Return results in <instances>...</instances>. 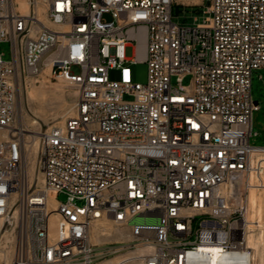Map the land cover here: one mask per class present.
<instances>
[{
    "label": "built area",
    "instance_id": "built-area-1",
    "mask_svg": "<svg viewBox=\"0 0 264 264\" xmlns=\"http://www.w3.org/2000/svg\"><path fill=\"white\" fill-rule=\"evenodd\" d=\"M175 6L203 7V19L181 24ZM3 42L0 264H101L139 245L119 264H253L246 215L250 188L264 187V145L251 141L264 0H0ZM138 61L148 63L144 84L133 78ZM47 66L76 98L41 132L32 174L18 88ZM97 227L101 238L131 239L101 253Z\"/></svg>",
    "mask_w": 264,
    "mask_h": 264
},
{
    "label": "rangeland",
    "instance_id": "rangeland-1",
    "mask_svg": "<svg viewBox=\"0 0 264 264\" xmlns=\"http://www.w3.org/2000/svg\"><path fill=\"white\" fill-rule=\"evenodd\" d=\"M206 4H208V1H206ZM185 9L187 15H184L182 7H174L173 12L175 19L179 23L186 25L194 24V16L196 14L199 15L200 21L203 19V7H188ZM198 10H200V12ZM0 51L4 53V57L6 59L11 58L10 42H3ZM127 54L128 56H134L132 47L128 48ZM132 70L133 78L136 82L143 84L147 82V62L138 61L132 64ZM119 76L118 71L115 70L111 72L112 79H118ZM189 81L190 77L184 79V83L186 84L189 83ZM39 91L42 92V94L39 95ZM73 92H75L73 88L67 86L63 80L56 78L54 75H51V73H42L39 81L32 83L25 82L24 78H22L18 88V122L26 128L27 136L31 140L32 145L35 141H37V139L39 144V137L43 130L63 120L64 115L68 112L75 101L76 95L71 94ZM252 93L254 99L259 102L261 108L254 113L253 131L254 133L256 132L257 135H254L251 141L256 145H264V69L255 70L253 72ZM62 95L64 97H62ZM126 97L129 98L128 96ZM35 137L38 138L36 139ZM58 199L60 201H64L66 199L65 194H60ZM98 234L99 228L97 227L94 229L93 242L99 244L98 250L100 251L110 248V245H112L111 243H109V245L103 244L104 242L108 243L115 240L127 242L131 239L127 232L113 238H101ZM141 247L142 246L139 245L136 248H131L123 255L127 256L132 255L135 252H140L139 249H141ZM123 255L120 256V258H123ZM134 264H138L137 261Z\"/></svg>",
    "mask_w": 264,
    "mask_h": 264
},
{
    "label": "bare ground",
    "instance_id": "bare-ground-1",
    "mask_svg": "<svg viewBox=\"0 0 264 264\" xmlns=\"http://www.w3.org/2000/svg\"><path fill=\"white\" fill-rule=\"evenodd\" d=\"M186 1H188V2H200L201 0H186ZM43 73L49 74L50 73V67L49 66L45 67ZM45 83H46V81H45ZM43 84H44V82H43ZM40 94H42V92L39 91V95ZM71 94L76 95V92H73ZM65 96H66V94H65ZM62 97H64V96L62 95ZM35 138L37 139L38 137H35ZM37 146H38V139H37V141H35V143H33V145L32 144L30 145L29 153L27 155L28 164L30 167L29 169H30V172L32 174L35 170L36 153H37V148H38ZM263 178H264V174H263ZM255 179H256V175L253 174L252 180L254 181ZM248 199H249V207H248V212L246 215V218H247L246 225L248 228L247 242H248L249 247L254 249L253 250V259H254L253 264H264V187H258V186L251 187ZM116 246H119V245H116ZM110 249H113V248L110 247ZM139 250H140V252H139L138 256L141 255V251L143 252L142 248ZM213 251L215 252V255L218 256L219 249L214 248ZM101 253H102V251H101ZM120 256H122V255L114 256V257L106 260L105 262H101V264H119L120 259H122V258H120ZM234 262H235L234 258L232 259V258H224L223 257L221 259L222 264H233ZM215 264H218V263H215Z\"/></svg>",
    "mask_w": 264,
    "mask_h": 264
},
{
    "label": "water",
    "instance_id": "water-1",
    "mask_svg": "<svg viewBox=\"0 0 264 264\" xmlns=\"http://www.w3.org/2000/svg\"><path fill=\"white\" fill-rule=\"evenodd\" d=\"M255 102H256V103H258V101H257V100H256Z\"/></svg>",
    "mask_w": 264,
    "mask_h": 264
}]
</instances>
